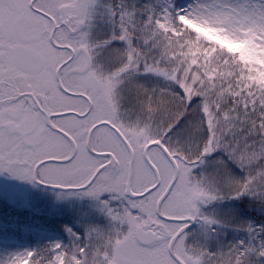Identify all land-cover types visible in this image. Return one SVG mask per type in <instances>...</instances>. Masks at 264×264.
<instances>
[{"label": "snow or ice", "instance_id": "snow-or-ice-1", "mask_svg": "<svg viewBox=\"0 0 264 264\" xmlns=\"http://www.w3.org/2000/svg\"><path fill=\"white\" fill-rule=\"evenodd\" d=\"M0 178V264H264V0H0Z\"/></svg>", "mask_w": 264, "mask_h": 264}, {"label": "rangeland", "instance_id": "rangeland-1", "mask_svg": "<svg viewBox=\"0 0 264 264\" xmlns=\"http://www.w3.org/2000/svg\"><path fill=\"white\" fill-rule=\"evenodd\" d=\"M3 183V178H0V184ZM12 219H18L21 222H42L45 219L43 213L36 214L27 210H16L9 207L0 194V222H7ZM25 233V238H27Z\"/></svg>", "mask_w": 264, "mask_h": 264}]
</instances>
